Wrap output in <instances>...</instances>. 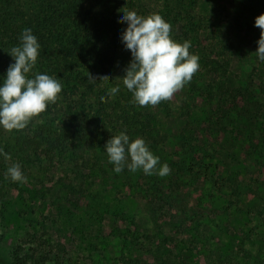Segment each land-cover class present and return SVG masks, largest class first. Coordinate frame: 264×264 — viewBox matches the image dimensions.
Instances as JSON below:
<instances>
[{"label":"rangeland","instance_id":"rangeland-1","mask_svg":"<svg viewBox=\"0 0 264 264\" xmlns=\"http://www.w3.org/2000/svg\"><path fill=\"white\" fill-rule=\"evenodd\" d=\"M195 11L229 17L227 33L214 26L194 37L219 39L223 67L204 66L197 90L185 84L150 106L154 130L122 131L159 157L153 174L126 165L115 172L105 140L59 161L27 146V130L0 126V148L11 156L0 154V264L16 255L35 258L28 264H264V61L255 26L264 0H201ZM228 77L236 88L219 86ZM248 82L255 102L240 91ZM165 163L171 171L161 177ZM12 164L26 182L12 181Z\"/></svg>","mask_w":264,"mask_h":264},{"label":"trees","instance_id":"trees-1","mask_svg":"<svg viewBox=\"0 0 264 264\" xmlns=\"http://www.w3.org/2000/svg\"><path fill=\"white\" fill-rule=\"evenodd\" d=\"M147 1L0 0V86L10 64L15 62L8 52L20 46L26 28L32 30L40 44L37 63L29 78H34L35 74H47L62 85L58 101L49 104L47 110L25 128L24 142L27 146L32 145L36 154L60 161L70 148L83 152L88 146L97 145L100 140L108 141L122 131L135 136L136 132L148 131L151 127L154 130L155 113L149 111L150 106L133 103V93L123 84L122 77L133 59L122 41V34L128 26L120 22L123 10L135 11L140 16L160 14L171 24L170 36L174 41L183 43L191 39L189 52L193 55L197 49L203 50L198 56L199 70L187 83L193 90L199 87L203 70L207 69L204 66L216 70L223 67L220 58L216 57L223 47L219 39L210 38L207 45L194 37L200 39L199 35L205 30L207 36L215 31L227 33L231 24L227 27L223 22L230 21L228 16L213 18L196 12L195 7L201 0H150L154 3L153 10ZM214 26L215 31L210 29ZM224 45L229 48L228 43L224 42ZM231 59L228 58V64ZM104 76L110 78L99 79ZM117 86L119 91L110 96L109 90ZM219 86L236 88L238 84L228 77ZM247 90H252L249 82L244 83L240 91L247 101H257L254 94H246ZM229 91L230 101H235L236 89ZM101 97H105L106 102H102ZM223 100L226 102L228 96ZM252 131L256 133L257 128ZM250 135L248 132L249 148L258 149L255 137ZM16 257L15 264H28L29 260L35 259L32 256ZM45 259L36 261L46 264Z\"/></svg>","mask_w":264,"mask_h":264},{"label":"clouds","instance_id":"clouds-1","mask_svg":"<svg viewBox=\"0 0 264 264\" xmlns=\"http://www.w3.org/2000/svg\"><path fill=\"white\" fill-rule=\"evenodd\" d=\"M122 12L124 15L120 22L128 25L122 34V41L133 57L122 78L124 86L133 93V103L141 107H155L162 101L171 100L199 70V57L190 54L189 41L179 43L171 38L172 26L160 14L143 17L135 11ZM255 26L261 30L256 54L264 61V14L256 18ZM39 49L37 37L30 28H26L20 46L8 52L15 62L10 64L0 86V126L5 131L25 129L35 117L47 110L49 104H55L59 99L62 85L58 80L47 74H35L34 78H29L37 63ZM107 78L110 77L99 79ZM118 91V86L112 87L109 95L114 96ZM101 100L106 102L105 97ZM105 150L117 173L125 165L133 172L142 169L149 175L157 170L159 157L153 155L142 138L130 142L129 136L121 132L107 141ZM0 154L11 160L2 148ZM170 171L165 163L157 174L163 177ZM7 173L14 182H26L19 164H12Z\"/></svg>","mask_w":264,"mask_h":264}]
</instances>
